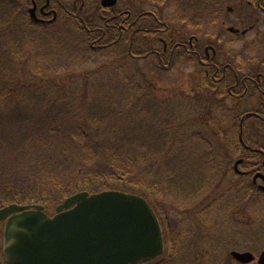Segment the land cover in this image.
<instances>
[{"label": "rangeland", "instance_id": "obj_1", "mask_svg": "<svg viewBox=\"0 0 264 264\" xmlns=\"http://www.w3.org/2000/svg\"><path fill=\"white\" fill-rule=\"evenodd\" d=\"M61 1L66 6L81 10L82 15L86 16L93 14L97 4L101 2ZM2 2L10 9L14 20L11 21V26L0 21V51L3 52L0 57L6 54L13 57L16 63L13 70L11 64L0 60V78L9 76L13 84H17L18 93L15 99L13 95H6L0 98V102L9 103L14 100L27 106H38L40 102L35 101H41L44 97L55 101L65 98V102L51 103L59 106L57 111L67 106L66 118H71L74 114L78 118L82 116L88 122L83 125L82 132L91 137L93 142L110 141L115 144L108 148L112 154L121 150V144L117 143L122 140L121 137L131 134L130 132L137 133L135 129L138 123H141L142 128L153 116L160 125L168 121L169 127L172 126L171 133L169 130L168 135L160 138V141L158 139L162 135L156 136L158 139L150 141L153 143L151 146L146 144V148H139L141 154L148 155L157 147L154 159L156 169L153 174V170L147 172L148 167L140 165V180L136 181V185H141L137 193L145 189L144 191L155 194L153 189L148 191L145 188L153 184L170 195L171 199L160 195L165 200L159 201L158 208L164 216L162 219L170 221L171 230L181 232L183 227L186 228L185 223H189V237L180 242L183 248L180 257L170 262L241 264L230 257L231 252H248L258 257L264 251V192L252 185L241 184L248 178L241 179L231 172L235 162L241 159L234 148L235 141L229 135L238 133L236 103L227 96L222 99L215 93L212 84L216 82L206 81L202 66L196 60L182 55L176 60L175 67L164 73L153 66L157 61L153 57L140 59L125 56V60L120 63L116 59H119L117 56L121 53L112 52L99 59L94 51L87 52L84 49L82 32L76 27L75 20L68 18L66 14L60 15L53 26L38 28L15 19L17 11L14 5L17 1L11 0L10 7L9 0H0V8H3ZM260 3L264 6V0H260ZM116 9L142 12V15L138 14L141 16V24L142 21H151L150 17L155 16L152 13L155 11L166 24H176L175 28L178 27V18L185 15L187 19L197 17L198 20L190 23L188 34L196 35L206 44L218 40L217 48L224 54L222 59L228 60V57L234 56L235 67L242 75L254 72L256 66V72L263 71V65L259 66L260 60L249 55L252 46L258 52L264 44V13L257 8L255 0H118ZM230 9L232 13L228 14ZM95 13L100 16L104 11ZM216 16L221 19L216 21ZM221 22L223 26L219 25ZM251 24L258 27L244 38L226 32L228 27L243 30ZM173 42L174 40L169 43L170 46ZM154 46L162 50L160 44ZM37 48H42L41 53L37 52ZM25 59L29 61V66L24 64ZM261 60H264V55ZM38 62L39 66L36 65ZM105 64L111 65L107 71L93 74ZM55 75L60 76L62 82L51 86L48 79ZM148 81L153 83H147ZM124 102L128 106L121 108ZM44 104L47 105L48 102H43V108L40 109L47 108ZM0 108L4 107L0 104ZM132 109L140 114L136 111L129 114ZM135 120L138 123L133 127L134 130L125 129L127 123ZM61 126L59 123L58 127ZM27 127L31 128L29 124ZM158 132L161 133L162 129L159 128ZM254 132L256 133L255 129ZM140 135L144 141L146 133L140 130ZM257 135L261 139V128L257 130ZM51 146L52 148H43V158H40L37 151L32 156L20 158L17 166L13 167L15 170L11 169L12 175L8 176L33 179L31 175L35 169H30V165L38 161L44 162L50 155L51 165H54L53 170L56 171L54 174L65 176L68 171H72L79 157L74 148H71V155L65 157L59 143L56 146L52 143ZM21 149L26 154L29 152L28 147ZM11 153L14 152H5V156L8 157ZM242 159L249 162L247 157ZM104 164L106 161L91 163L89 167L83 165L81 172L90 171L92 176L98 175L105 167ZM145 164L148 162L145 161ZM240 169L246 170L247 166L242 165ZM66 178L63 180L69 181ZM34 180L36 181L35 178ZM37 181L42 187L49 183H43V179ZM150 196L155 199L153 194ZM210 204H214L215 208L212 209ZM207 206L210 208L207 209ZM46 212L52 216L55 208ZM2 233L3 224H0V245Z\"/></svg>", "mask_w": 264, "mask_h": 264}, {"label": "trees", "instance_id": "obj_2", "mask_svg": "<svg viewBox=\"0 0 264 264\" xmlns=\"http://www.w3.org/2000/svg\"><path fill=\"white\" fill-rule=\"evenodd\" d=\"M10 1L11 0H9V6L11 7L12 4ZM15 1H17V3L14 5L15 11H17V16L15 19H20L26 24L28 22L29 26L36 27V25L29 18L27 9L30 6L31 1ZM2 6L3 8H0V21L11 26V21L14 20V16L5 3L2 2ZM5 6L6 9H4ZM97 11H99V9H97ZM111 11L112 13L110 14L101 13L99 16L98 13H95L91 17L83 18L84 22H77V28L83 34L82 41L84 44V49L87 52L94 51L95 55H98L99 59L110 55L112 52H114V54L121 53V55L117 56L119 59H116L121 63L125 60L123 57H131L130 54L132 51L137 52L136 48L134 50L135 44L132 45L130 41H127L129 40L128 33L124 34V40H119V28L121 26V22L124 21L128 24H131L134 22V19H129L127 14L122 10ZM158 14L160 15L159 12ZM185 16L180 18L183 20ZM150 18L151 20H154L153 17ZM160 19L162 20L161 17ZM185 20L186 22H182V25H179L176 29V24H174V27L170 25L173 28L170 30L175 29L177 32L183 30L191 22L198 20V18L192 16L191 19L185 18ZM149 24L150 20L147 21L146 26ZM39 27L41 26L39 25L38 28ZM88 28L95 30L94 32H87L86 29ZM93 37L94 39H92ZM180 38L181 37H179V39ZM94 41L96 42L95 49H93L94 47L91 46ZM109 44H112L113 46L108 47ZM154 48L155 47L153 43L150 41L146 43L144 47L138 49V51L149 50L148 53H150V51H153ZM41 51L42 48H37V52L41 53ZM1 53L3 52L0 51V54ZM147 55L152 56L154 54L151 52ZM0 60H3L2 62L5 61L9 65L11 64L14 70V64L16 62L13 57H8L6 54H3V56L0 57ZM231 63L233 62L231 61ZM24 64L29 66V61L25 59ZM36 65L39 66L40 62L36 63ZM109 66L111 65L105 64L102 69H100L98 72H93V74H101L103 70L107 71ZM224 73L225 75L227 74L226 72H223V74ZM6 76L7 75H4L2 78H0V98L6 95H8L7 97L13 95V98L15 99L18 93L16 90L17 84H13L9 76L7 78ZM141 77L142 76H140V78ZM220 79H222V72ZM59 81L62 82V78H60L58 75H55L54 78L48 79V84H51V86L54 84H60ZM150 82L152 81H148L147 83ZM65 100V98H62L59 101H55L53 99L49 100L47 97H44L41 101H35L40 102L38 106H31V104H28L27 106L23 102H14V100L9 103L0 102L1 106L4 107L0 108V209L14 204L19 206L41 205L46 209H52L55 208V206L63 203L67 198L80 192L99 193L104 190L120 189L123 191L137 193V191L141 189V185L140 187L138 186L139 183L136 185V181L140 180L139 166L145 165L148 167L147 172L153 170V174H155L154 169H156V162L154 159L156 157L157 147L154 149L151 148L153 151L148 155L141 154L139 152V148H141V146L145 148L148 145L151 146L153 144L152 142L158 139L156 136L159 137L162 135L158 139L160 141V138L163 139L168 135L169 130L171 133L172 126L169 127L168 121L163 122L160 125L156 120L157 118L153 116L150 118V120L145 122V125L142 126V128L141 123L139 124L136 120L127 123L125 125V129L133 130L135 129L133 127H135V125L138 123V126L135 129L137 133L132 134V132H130L131 134L121 137L122 140L117 142L122 146H119L117 149L119 150L121 147V150L115 154H112L108 148L115 144L111 143L110 141L106 143L101 141L93 142L91 137L86 136L84 131L82 132V127H84L83 125H87L88 123L82 119V116L78 118V116L74 114V116H71V118H66L67 116H65V112L68 110V107H61L60 110L57 111L59 106L51 103L65 102ZM43 102H48L47 105L44 104L47 106L45 110L40 109L43 108ZM4 104H7V106H4ZM126 105L127 103L124 102V104H121V108L125 107ZM27 110H29V112ZM133 111H136L137 114H140L139 111L133 109L128 113L130 114ZM59 123H61V127H58ZM28 124L31 126V128L27 127ZM33 125H36V127H33ZM39 125L42 126V128ZM164 126L168 129L165 130ZM159 128L162 129L161 133L158 132ZM140 130L146 133V135H144V141H142L143 138L140 135ZM73 134H75V137H73ZM75 138L78 139L76 140ZM52 143H55V146L57 143L61 145V151L62 153L66 154L64 155L65 157L71 155L72 147L79 155L75 164V168L65 174L67 178L64 175L60 176L57 173L54 174L56 171L53 170L54 165H51V155L45 159L44 162L38 161L36 164L30 165V169H35L34 174L31 175L33 179L29 177L15 178V176L10 178L8 176L11 172V169H14L13 167L17 166L20 158L22 159V157L26 158L28 156H32L35 151L40 154V158H43V148H52ZM22 147H28L29 152L26 154V151L21 149ZM7 151L14 152L11 153V158H9L10 156H5V152ZM30 152L32 153L29 154ZM245 154L246 152L244 155ZM102 161H106V164H104L106 168H102L101 172H98V175L92 176L90 171L88 173L81 172V169L83 170V165H85L84 167H89V164L91 163H101ZM145 161H147L148 164H145ZM49 165H51V168ZM64 178L68 179L69 181H64ZM39 179H43V183H49L42 187L37 181ZM153 186L154 185L152 184L150 187L145 186V188L150 191L153 189ZM152 194L153 193H148L145 191L144 196L147 198V200L151 201L152 196L150 195Z\"/></svg>", "mask_w": 264, "mask_h": 264}, {"label": "water", "instance_id": "obj_3", "mask_svg": "<svg viewBox=\"0 0 264 264\" xmlns=\"http://www.w3.org/2000/svg\"><path fill=\"white\" fill-rule=\"evenodd\" d=\"M116 1L102 4L113 7ZM43 209L13 205L0 210V221L6 220L3 264H139L163 252L159 222L137 195L82 193L59 206L53 218ZM232 255L242 264L254 260L251 254ZM258 264H264V252Z\"/></svg>", "mask_w": 264, "mask_h": 264}, {"label": "flooded vegetation", "instance_id": "obj_4", "mask_svg": "<svg viewBox=\"0 0 264 264\" xmlns=\"http://www.w3.org/2000/svg\"><path fill=\"white\" fill-rule=\"evenodd\" d=\"M47 1L48 0H44V5L47 4ZM50 2V7L43 12V16L40 15L45 20H48V18L50 17L47 16V14L51 13L54 10L52 8V1L50 0ZM55 11L57 12L59 10ZM152 13L155 14L153 18L154 22L157 23V26L154 25L155 28H146L144 21H142V24L140 23L141 18L139 20L135 19L134 22L131 24L122 21L121 28L119 30V40H124V34L127 32H131L132 34L128 36L129 41L137 44V42H139L138 40H141L138 46V48L141 49L144 46L143 38H147L148 35H152L155 38L154 42H157V44L161 43L163 46L162 51H160L159 48L154 50V56L157 61L163 66L164 69H169L172 65L171 63L174 62L176 57V48L183 49L184 53H186L189 58H196L200 62V64L214 65L213 63H215V59L217 57L216 52H213L214 45L202 43L203 40H200L197 36H191L190 34L185 35L184 31L180 30L178 32L176 31L178 36L181 37V40H179L180 43L169 47V45L166 43L167 41L164 36L175 35L174 30H170L173 29L172 27H174V24L172 25V27L168 26V24H165L164 21H162L158 17L156 12ZM126 14L128 15L130 13L126 12ZM71 15L75 17H80L78 16V14L71 13ZM128 18L130 19L129 16ZM181 21L186 22L185 19ZM137 55L131 54L132 57L140 59H144L147 56V54L144 53H137ZM260 62L261 63L259 64V66L263 65V71L258 70V72H256V69L258 68V66H256L254 68V72L256 73L250 72L249 76H240L239 72L235 71L234 68L231 69L230 65L224 66L223 70L227 73L228 69H230L232 70L231 74H234L230 85L227 86V93L229 94L230 98H232V100L242 102V99H244L246 96H249V101L244 102L245 104H247L248 108V112L246 113L248 115L247 120L250 121V125H248L246 129L244 128V133L246 132L248 136V148L246 150L248 151L249 162H243V165H246L247 169L243 172H240V174L242 177H251L252 179H254L253 186L257 187L258 190L261 189L264 192V135H262L261 139H259L257 135V130L259 128L264 131V103L262 104V106L260 104L261 102H264V60H261ZM225 79L226 78L220 79L218 81L219 84H222L223 80ZM239 87L244 90L245 94L240 93ZM254 129L256 133L254 132ZM258 182H260V184H258ZM2 245L3 244L0 245V264H3L7 259L3 252Z\"/></svg>", "mask_w": 264, "mask_h": 264}, {"label": "bare ground", "instance_id": "obj_5", "mask_svg": "<svg viewBox=\"0 0 264 264\" xmlns=\"http://www.w3.org/2000/svg\"><path fill=\"white\" fill-rule=\"evenodd\" d=\"M110 46H113L112 44H109V46L108 47H110Z\"/></svg>", "mask_w": 264, "mask_h": 264}]
</instances>
